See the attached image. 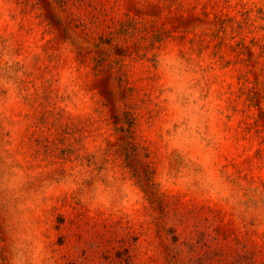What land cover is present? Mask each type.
Returning <instances> with one entry per match:
<instances>
[{"label": "rangeland", "instance_id": "obj_1", "mask_svg": "<svg viewBox=\"0 0 264 264\" xmlns=\"http://www.w3.org/2000/svg\"><path fill=\"white\" fill-rule=\"evenodd\" d=\"M0 264H264V0H0Z\"/></svg>", "mask_w": 264, "mask_h": 264}]
</instances>
